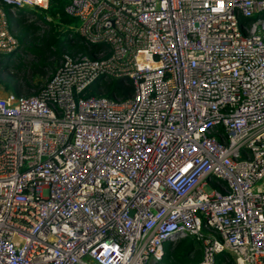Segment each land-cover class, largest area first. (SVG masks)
<instances>
[{
    "label": "built area",
    "instance_id": "obj_1",
    "mask_svg": "<svg viewBox=\"0 0 264 264\" xmlns=\"http://www.w3.org/2000/svg\"><path fill=\"white\" fill-rule=\"evenodd\" d=\"M23 8L50 0H0V53ZM63 10L104 48L37 95L0 86V264H154L187 236L198 264H264V0ZM112 77L132 94L88 93Z\"/></svg>",
    "mask_w": 264,
    "mask_h": 264
},
{
    "label": "trees",
    "instance_id": "obj_2",
    "mask_svg": "<svg viewBox=\"0 0 264 264\" xmlns=\"http://www.w3.org/2000/svg\"><path fill=\"white\" fill-rule=\"evenodd\" d=\"M66 2L67 0H50V8L48 10H35V12L33 11L34 9L23 8L19 11L18 17H10L9 28L11 32L12 28H16L15 36L18 41V47L11 53H0L4 59L0 61V68H7L15 64V62L12 63L10 59L12 55L15 56L17 53L20 54L19 49L22 45H24L26 51L33 54L34 59L31 61H18L13 66L17 67V69L26 67L31 68L32 77L44 75L45 69L48 68L53 70L52 72L54 73L59 66L58 60L63 58L62 54L76 56L81 53L92 56L94 52L102 50L104 48L103 45H89L85 43L76 31L68 27L76 24L77 19L64 12L63 7ZM33 12L36 13L41 23L48 26L47 30H42L41 32V27L39 25L35 22L28 21L27 14ZM46 12H50L51 16L54 18L52 20H47L45 18ZM19 81L18 77L9 73L3 76L0 70V86L4 92L21 95L24 87ZM39 84L38 86H33L35 91L30 95L39 94L46 83L44 85L41 83ZM132 90V87L124 78L112 77L108 80H103L101 83L98 81L92 84L88 93L106 98H126L132 94ZM198 243L199 242L193 236H187L177 243H168L164 246L161 258L154 264L197 263L201 261L203 257L202 254L197 253L196 245ZM216 257L222 259L224 254H219Z\"/></svg>",
    "mask_w": 264,
    "mask_h": 264
},
{
    "label": "rangeland",
    "instance_id": "obj_3",
    "mask_svg": "<svg viewBox=\"0 0 264 264\" xmlns=\"http://www.w3.org/2000/svg\"><path fill=\"white\" fill-rule=\"evenodd\" d=\"M33 11H35V10H33ZM35 12L27 14L28 21L29 22H31V21L35 22L37 25H39L41 27V32H42V30H47L48 26L46 24H43V23H41L39 21V19L37 18V15H36ZM45 18L47 20H52L54 17L51 16L50 12H46L45 13ZM12 32H13L14 35H16V28L15 29L12 28ZM19 50H20L19 51L20 54L17 53L15 55L16 57L12 55V57L10 59L12 63L15 62V64H16L18 61H31V60L34 59L33 54L31 52H29V51H26L25 48H24V45L20 46ZM64 55H66V54H64ZM64 55L62 54V57H64ZM16 58H20V59H16ZM2 60H4V59H3L2 54H0V61H2ZM62 60H63V58H60L58 60V64L59 65L61 64ZM15 64H12V66L10 65L7 68L6 67L5 68H0V70L2 71V75L3 76H5L6 74L9 73V74L19 78V80H20L19 82H21V84H23V87H24L23 91L21 92V95L33 94L32 92L35 91L33 86H38V85H40L39 83L44 85L46 83L47 79L53 73L52 72L53 70L48 68V69H45L44 75H39V76L32 77L31 68L26 67V68L17 69V67L13 66ZM176 243H177V241H176ZM167 244L168 243H165V245H167ZM196 250H197V253L202 254V244L200 242L196 245Z\"/></svg>",
    "mask_w": 264,
    "mask_h": 264
},
{
    "label": "water",
    "instance_id": "obj_4",
    "mask_svg": "<svg viewBox=\"0 0 264 264\" xmlns=\"http://www.w3.org/2000/svg\"><path fill=\"white\" fill-rule=\"evenodd\" d=\"M194 264H198V263H194Z\"/></svg>",
    "mask_w": 264,
    "mask_h": 264
},
{
    "label": "clouds",
    "instance_id": "obj_5",
    "mask_svg": "<svg viewBox=\"0 0 264 264\" xmlns=\"http://www.w3.org/2000/svg\"><path fill=\"white\" fill-rule=\"evenodd\" d=\"M180 241V240H179Z\"/></svg>",
    "mask_w": 264,
    "mask_h": 264
}]
</instances>
